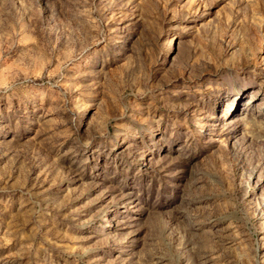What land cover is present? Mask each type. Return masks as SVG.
I'll use <instances>...</instances> for the list:
<instances>
[{
	"label": "rangeland",
	"instance_id": "374dc122",
	"mask_svg": "<svg viewBox=\"0 0 264 264\" xmlns=\"http://www.w3.org/2000/svg\"><path fill=\"white\" fill-rule=\"evenodd\" d=\"M0 264H264V0H0Z\"/></svg>",
	"mask_w": 264,
	"mask_h": 264
}]
</instances>
